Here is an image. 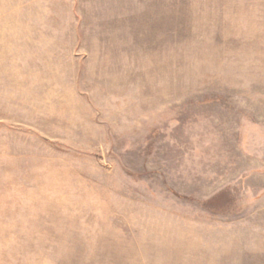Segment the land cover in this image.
I'll use <instances>...</instances> for the list:
<instances>
[{"label":"rangeland","instance_id":"1","mask_svg":"<svg viewBox=\"0 0 264 264\" xmlns=\"http://www.w3.org/2000/svg\"><path fill=\"white\" fill-rule=\"evenodd\" d=\"M0 264H264V0H0Z\"/></svg>","mask_w":264,"mask_h":264},{"label":"crops","instance_id":"2","mask_svg":"<svg viewBox=\"0 0 264 264\" xmlns=\"http://www.w3.org/2000/svg\"><path fill=\"white\" fill-rule=\"evenodd\" d=\"M78 41V40H77ZM75 46V45H74Z\"/></svg>","mask_w":264,"mask_h":264}]
</instances>
